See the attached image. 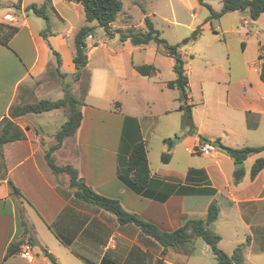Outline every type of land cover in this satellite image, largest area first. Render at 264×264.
<instances>
[{
  "label": "crops",
  "instance_id": "0c3cea01",
  "mask_svg": "<svg viewBox=\"0 0 264 264\" xmlns=\"http://www.w3.org/2000/svg\"><path fill=\"white\" fill-rule=\"evenodd\" d=\"M17 1L0 0L4 6L0 8V23L18 28L8 46L0 44V121L13 104L59 100L64 96L63 83H70L71 89L77 87L78 81L72 79L76 72L74 37L83 26L93 28L91 39L84 41L87 89L80 100L81 123L72 138L52 151L55 164L72 166L95 193L119 201L126 212L163 232L176 230L188 219L204 218L215 200L219 215L208 229L221 237L219 248L231 255L245 244L244 264H264V168L250 179L251 167L256 160H264V151L242 162L243 176L236 183L235 173L241 169L234 168L236 162L222 149L209 156L195 155L197 160L187 152L192 159L183 158L181 164L178 159L179 151L203 143L202 139L232 149L264 146V83L259 79L258 60L264 44V37L259 39L264 14L256 20L250 18L248 10L222 16L230 22L224 27L218 22V28L241 42L240 53L233 52V64L227 54L224 69L214 65L187 67L180 48L188 78L187 102L181 103L179 91L167 88L176 78L173 59L153 42L135 46L129 40L121 41L117 34L135 31L131 25L135 21L139 23L136 32L145 33V17L153 26L156 20L177 24L181 5L176 0L165 5V0H121L111 37L96 22L85 23L79 4L21 0L20 9L12 8ZM32 4L46 5L51 26L46 38L40 35L45 22L25 12ZM211 8L215 12L221 9ZM211 24L210 20L202 26L211 28ZM248 35L257 38L256 59L246 56ZM200 37L185 46L190 49ZM223 40L216 44L222 47L216 48L217 52H228ZM53 52L59 55L60 65ZM143 65L153 67L154 72L140 75L135 67ZM186 105L192 130L183 126V111L179 110ZM60 112L17 118L15 123L26 139L2 147L0 264H51L49 255L55 264H157L158 260L160 264H215L210 247L200 238L193 241L190 255L168 249L162 256V247L137 226L120 225L111 213L77 200L67 175L53 174L45 160V153L55 145V134L67 120L63 117L54 130ZM179 131L183 137L173 143L171 138ZM140 141L146 150L150 182L136 193L119 175L131 147ZM67 145V157L61 161L59 153ZM163 154L168 155L166 164L161 162ZM10 184L20 195L11 194ZM192 189H210L213 194L185 193ZM22 222L28 229L26 234ZM29 238L34 248L32 262L17 253L7 255L10 245Z\"/></svg>",
  "mask_w": 264,
  "mask_h": 264
},
{
  "label": "trees",
  "instance_id": "16d2710c",
  "mask_svg": "<svg viewBox=\"0 0 264 264\" xmlns=\"http://www.w3.org/2000/svg\"><path fill=\"white\" fill-rule=\"evenodd\" d=\"M70 3L79 4L83 8L85 23L96 22L98 27L102 28L107 37L113 36L111 32V25L116 20L118 14L122 9L121 0H66ZM208 1L217 0H197L199 5L205 6L209 11V16L205 19L203 24L198 26L191 34L184 38L180 43L171 45L160 35L148 17L144 18L146 32H136L134 30H127L126 32L118 31L119 39L121 41L129 40L132 45L145 46L150 42L155 43L161 47L165 55L172 58L174 61L173 71L176 74L175 80L167 83V88L176 89L179 91V101L181 103L187 102L188 94V78L184 69V61L180 53V48L196 41L202 32V25L212 19L221 18L223 15L235 11H249L250 18L256 20L261 14H264V0H221V9L215 12L208 4ZM20 2L11 5L12 8L20 9ZM4 6L0 3V8ZM8 7V6H6ZM25 12H32L36 17L45 22V28L40 32L43 38H46L50 33V18L47 15L46 5L40 7L32 4L26 7ZM93 28L83 26L78 30L74 37L75 53L73 56V63L75 66L74 78L77 81L81 79L83 74H86L87 56L85 39L91 34ZM18 32V28L9 24L0 23V44L8 46V42ZM57 59V64L60 65L59 55L53 52ZM258 60L260 61L259 79L264 83V44L259 49ZM136 71L142 76H148L154 72L151 66L143 65L135 67ZM64 77V75H62ZM87 89V83L85 90ZM62 99L50 101L40 100L35 103H19L10 106L7 116L0 121V172L4 167V158L2 147L4 144L19 140H25L23 130L15 123V120L26 114H41L53 110L64 109L67 112V120L60 127L55 134L56 144L45 153V160L53 174H65L69 179V187L74 190V197L77 200L92 204L106 212L114 215L120 225L133 224L137 226L143 234L155 240L162 247V256L165 255L168 249L181 251L190 255L193 252V241L197 238L202 239L211 249L215 259V264H244L243 251L244 245L238 246L231 255L223 252L218 244L221 237L208 229V226L215 222L219 215V207L215 200L211 201L207 213L204 218H192L184 222V224L172 232H163L153 224L146 222L133 213L126 212L120 205L119 201L103 197L93 190H91L84 181L79 178L78 172L70 165L58 166L51 158L52 151L58 149L61 143L67 139L72 138L81 123L80 107L83 103L78 100L71 92L70 83H63ZM180 111H183V126L192 130L191 114L188 105L181 106ZM202 142H206L204 139ZM166 142H170L167 140ZM234 162L240 163L247 159L251 154H256L264 151V146L260 147H245L242 149H232L220 146ZM168 155L161 156L163 164L168 163ZM264 168V160L258 159L254 162L250 171V179L253 180L256 175ZM243 176V169L235 173L234 181L239 182ZM119 179L132 191L141 193L147 188L150 182V171L146 156V150L143 142L134 144L129 152L128 159L122 174ZM11 194L20 195V192L10 184ZM194 193L196 195L213 194L210 189H195L185 191V193ZM22 226L25 234L28 229L24 222ZM30 242L31 240H27ZM25 243V242H24ZM23 243L12 244L7 249V255L15 254L19 251Z\"/></svg>",
  "mask_w": 264,
  "mask_h": 264
},
{
  "label": "rangeland",
  "instance_id": "374dc122",
  "mask_svg": "<svg viewBox=\"0 0 264 264\" xmlns=\"http://www.w3.org/2000/svg\"><path fill=\"white\" fill-rule=\"evenodd\" d=\"M187 1V4L184 3L183 0H176L177 4H180L179 6V18H177V24H173L172 22L167 21H161L156 20L154 27L156 30L160 32V35L163 39H165L169 44L170 41L173 43H180L184 38L188 37L190 33L198 26H200L205 19L209 16V11L205 6L199 5L197 0H185ZM175 2V1H172ZM168 3V0L164 1V5ZM207 4L211 7L216 8L217 10L221 7L220 1H209ZM187 5L190 6L189 9H187ZM195 6V7H194ZM165 10V8H163ZM162 9V10H163ZM34 15L32 12L29 13V16ZM35 16V15H34ZM152 21V20H151ZM218 22L222 24V27L227 26L229 24V19L227 17L218 18L216 20H211V28H206L205 26H202V32L201 37L198 42H196L193 46H183L181 50L185 54L184 61L186 62L185 66H190L191 68H198L199 66H207L212 67V65L216 67H220L222 69L226 68L228 65L227 61V54L229 53L231 58V64H233V52L236 51V53H240L241 51V45L240 41L238 40L237 36H233L230 34H223V30H220L218 28ZM132 27L135 28V31L139 28V23L136 21L131 24ZM193 28V29H192ZM192 29V30H191ZM111 30V29H110ZM104 31V30H103ZM113 31V30H111ZM163 32V34H162ZM252 35H248L247 39L250 40V43H248V48L246 51V56L252 59L255 58L256 55V46H257V38L251 37ZM264 37V29L261 31V36L259 37L260 40ZM226 39L228 52L224 51L223 49L218 51L216 48H222L220 45L224 41L223 39ZM168 39V40H167ZM220 45H216V44ZM173 45V44H172ZM219 46V47H217ZM192 58H191V57ZM256 59V58H255ZM187 69V68H185ZM73 81L76 83V78L72 77ZM87 83V76L86 74H83L81 76V79L77 82V87H74L71 89V92L75 95V97L78 100H81L83 97V93L85 90V86ZM67 84V82H65ZM23 103V102H22ZM58 119L55 121V126L53 127L54 130L58 128L59 123L63 121V117H67V112L64 109L60 110ZM60 128V127H59ZM59 131V130H58ZM57 131V132H58ZM183 137L182 131H179L176 136H173L171 138L173 143H176V140H179ZM54 144H56L55 136H54ZM70 145L65 146V149L69 147ZM183 148V146H181ZM63 149L59 153L60 160L64 161L67 157L66 151L69 149ZM187 152L185 151H179L178 159L180 164L182 163V159H192L191 155H186ZM190 154V153H187ZM194 160H197V156H192ZM246 170L249 169V165H246ZM3 174V172H0V176ZM40 251V250H38ZM41 253V252H40Z\"/></svg>",
  "mask_w": 264,
  "mask_h": 264
},
{
  "label": "built area",
  "instance_id": "2783aa9c",
  "mask_svg": "<svg viewBox=\"0 0 264 264\" xmlns=\"http://www.w3.org/2000/svg\"><path fill=\"white\" fill-rule=\"evenodd\" d=\"M91 39V36H88ZM218 148L212 142H203L196 146L186 147L185 151L194 155L209 156L218 152ZM33 245L30 242H25L19 248L17 254L26 262H32L34 259Z\"/></svg>",
  "mask_w": 264,
  "mask_h": 264
},
{
  "label": "water",
  "instance_id": "95a60500",
  "mask_svg": "<svg viewBox=\"0 0 264 264\" xmlns=\"http://www.w3.org/2000/svg\"><path fill=\"white\" fill-rule=\"evenodd\" d=\"M175 142L178 143L179 140H176ZM212 143H213V145L216 146L219 150L221 149L219 142H212ZM242 167H243V163H242V162H240V163H235V165H234V168H235L236 170L241 169ZM48 260L51 262V264H55L54 259H53L50 255L48 256ZM160 263H161V260H158V261H157V264H160Z\"/></svg>",
  "mask_w": 264,
  "mask_h": 264
}]
</instances>
